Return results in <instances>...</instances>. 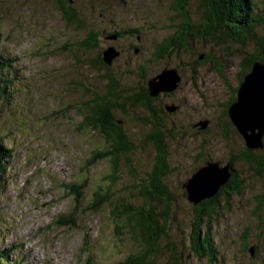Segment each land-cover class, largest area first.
<instances>
[{
  "label": "rangeland",
  "instance_id": "1",
  "mask_svg": "<svg viewBox=\"0 0 264 264\" xmlns=\"http://www.w3.org/2000/svg\"><path fill=\"white\" fill-rule=\"evenodd\" d=\"M57 1L0 0V55L8 65L2 72L18 76L13 96L0 104V137L6 148L15 145L8 170L0 173V251L19 264H120L140 250L106 206L91 212L88 205L99 186L133 199L140 198V186L150 185L157 155L146 143L152 119L129 101L140 95L144 77L148 87L165 68H177L182 78L177 90L161 93L152 105L167 127L171 173L165 183L173 200L170 240L157 264H264V169L234 163L237 189L201 203L211 202L216 213L211 217L188 200L184 188L207 161L224 167L247 149L225 112L254 46L232 42L220 31L211 40L191 41L188 52L155 59V45L180 23L175 0H62L78 15L72 23ZM254 3L264 14V0ZM189 11L199 27V0L190 2ZM132 28L141 34L128 35ZM90 32L98 33V46L84 49L78 43ZM255 34L262 37L264 25L257 24ZM110 47L119 55L96 67ZM110 77L120 82L126 107L115 116L134 147L133 169L122 157L118 180L112 178L111 159L94 162L106 141L82 126L81 115L96 94L106 92ZM204 121L206 133L191 128ZM255 155H264V148ZM209 227L216 252L206 260L190 246L194 229L204 236Z\"/></svg>",
  "mask_w": 264,
  "mask_h": 264
},
{
  "label": "trees",
  "instance_id": "2",
  "mask_svg": "<svg viewBox=\"0 0 264 264\" xmlns=\"http://www.w3.org/2000/svg\"><path fill=\"white\" fill-rule=\"evenodd\" d=\"M191 1L193 0L174 1L173 8L180 15V17L178 16L180 23L175 26L176 29L173 34L165 38L163 42L155 45L154 58L163 59L174 53L188 52L191 41H195L199 36L204 38V41H207L215 38L220 31H223L222 33H224L225 37L232 42L242 45H253L255 48L253 55L248 56L244 60L245 71L241 74L242 83L246 74L252 70L255 63H264V35L257 37L255 34L257 24L264 25V20L261 18L264 14H260L261 10L255 6L254 0H199L202 13L200 29L192 25L189 11ZM57 3L62 16L67 22L72 23L77 19L78 15L66 2L58 0ZM128 32V35L137 37L141 34L137 28H132ZM89 34L78 43L80 47L92 49L98 46V33L90 32ZM115 35L120 37L119 33ZM4 62L6 60L0 55V104L4 101H9V98L13 96L14 78L18 77L16 73L9 72L5 74L2 72L8 67ZM94 63L96 67L105 66L103 56H100ZM146 81L148 80L144 77L139 88L141 90L140 95H133L129 103L132 107L139 106L148 112L152 119L150 121L151 126H149L150 131L146 135V143L148 142L154 148L157 155L156 165L148 173L150 185H147L148 187L144 186L142 190V186H140L138 188L140 198L133 197V199H130V197L124 199L121 195H116L113 192H109V189L104 190L102 186H99L94 191L92 200L88 205V210L91 212H98L106 206L115 221L114 224L119 229H122L124 226L120 224L124 222L129 230L127 232L128 235L132 237L134 243L140 249L138 252L130 254L120 264H157L156 258L163 250V243L170 240L171 203L173 200L169 187L165 183L166 178L171 173V168L168 164L169 152L165 145L167 127L159 115V110L154 109L152 106L154 99L149 95L148 87L145 84ZM121 92L120 82L110 77L106 92L103 95L96 94L93 101L84 108L85 111L81 114L83 117L82 126L92 132L99 133L106 141L105 149L96 151L94 162H97L101 157L111 159L113 163L112 178L116 180L119 179L117 173L119 172V162L122 157L125 159L127 166L133 169L130 166L129 154L132 153V148L134 147L129 141V134L125 131L122 120L117 119L115 116L116 112H126L123 102L125 100L121 101ZM236 99L237 97L234 96L229 101L225 112L226 115H228V110ZM161 113H163V110H161ZM145 121L149 120L146 119ZM2 139L3 137H0V173H5L9 168L7 165L14 152L15 145L11 142L6 148ZM108 146L110 149H108ZM263 148L254 150L247 148L245 152L237 155L226 165L234 168V176L221 189L217 197L222 193L230 195L226 192L227 189H237L239 181H237V172L233 166L237 161H242L250 167L257 166L264 169V155L259 157L255 155V151L262 152ZM76 186L78 187L77 183H75ZM214 199L210 201L214 202ZM209 204L206 207L200 204V207L201 211H203L202 215L206 214V216L211 217L216 213L213 205L209 206ZM200 231V229H194L190 247L199 257H205L207 260V254L216 252L211 236L212 231L209 227L204 236L200 234ZM0 264L18 263H14L7 253L0 251Z\"/></svg>",
  "mask_w": 264,
  "mask_h": 264
},
{
  "label": "water",
  "instance_id": "3",
  "mask_svg": "<svg viewBox=\"0 0 264 264\" xmlns=\"http://www.w3.org/2000/svg\"><path fill=\"white\" fill-rule=\"evenodd\" d=\"M118 55L119 52L110 47L104 51L103 60L105 64L110 65ZM181 81L177 68H165L149 80V95L156 98L161 93H173ZM166 110L173 113L177 107L166 106ZM228 111L232 124L243 137L247 148L254 150L264 147V63H255L252 70L246 74L238 89L237 99ZM204 122L198 123L200 129H207L208 121ZM233 176L232 166L220 167L218 162L207 161L205 166L199 168L184 184L188 200L200 205L215 198Z\"/></svg>",
  "mask_w": 264,
  "mask_h": 264
},
{
  "label": "flooded vegetation",
  "instance_id": "4",
  "mask_svg": "<svg viewBox=\"0 0 264 264\" xmlns=\"http://www.w3.org/2000/svg\"><path fill=\"white\" fill-rule=\"evenodd\" d=\"M237 93H238V89H237ZM174 94V93H173ZM238 95V94H237ZM169 96V95H168ZM170 97H172L171 95H170ZM231 100V99H230ZM180 107V106H179ZM234 127V126H233ZM191 128L193 129H198V130H196V131H200V132H202V133H206V129L205 130H203V129H200V127L198 126V123H196V124H193V125H191Z\"/></svg>",
  "mask_w": 264,
  "mask_h": 264
},
{
  "label": "bare ground",
  "instance_id": "5",
  "mask_svg": "<svg viewBox=\"0 0 264 264\" xmlns=\"http://www.w3.org/2000/svg\"><path fill=\"white\" fill-rule=\"evenodd\" d=\"M117 38V37H116ZM263 148V147H262ZM260 149V148H259Z\"/></svg>",
  "mask_w": 264,
  "mask_h": 264
}]
</instances>
